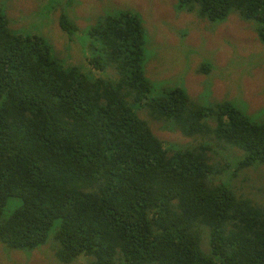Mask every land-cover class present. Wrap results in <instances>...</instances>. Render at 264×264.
<instances>
[{
    "label": "trees",
    "instance_id": "obj_1",
    "mask_svg": "<svg viewBox=\"0 0 264 264\" xmlns=\"http://www.w3.org/2000/svg\"><path fill=\"white\" fill-rule=\"evenodd\" d=\"M8 1L0 0V241L33 250L53 233L66 264L81 255L91 264H264V204L227 185L264 165V122L233 101L203 104L182 84L155 95L137 10L114 6L83 27L75 0H38L33 24L12 26ZM177 1V12L210 23L233 13L254 20L264 43V0ZM50 23L64 48L43 31ZM142 110L189 141L161 139Z\"/></svg>",
    "mask_w": 264,
    "mask_h": 264
},
{
    "label": "rangeland",
    "instance_id": "obj_2",
    "mask_svg": "<svg viewBox=\"0 0 264 264\" xmlns=\"http://www.w3.org/2000/svg\"><path fill=\"white\" fill-rule=\"evenodd\" d=\"M38 3V0L8 1L7 12L14 19L12 26L32 25ZM177 4V0H75L71 11L78 23L86 27L114 6L137 10L148 31L145 69L155 84V95H163L164 90L182 84L192 98L203 104L233 101L254 121L264 122V43L257 35L258 22L243 20L233 13L224 21L210 23L198 13L177 12ZM59 13L60 10L56 14ZM43 31L50 34L57 48H64L65 39L57 23H50ZM80 47L76 41L74 62L82 60ZM203 64L209 69L201 70ZM140 114L151 120L146 110ZM151 122L156 135L167 142L187 143L190 139L166 123ZM229 152L235 157L244 153L236 147L229 148ZM234 183L242 193L264 204V165L245 168L236 181L228 178L227 185L233 188ZM12 209L13 204L6 214ZM56 251L53 233L47 243L33 250H11L0 241V264H66ZM69 264H91V260L81 255Z\"/></svg>",
    "mask_w": 264,
    "mask_h": 264
}]
</instances>
